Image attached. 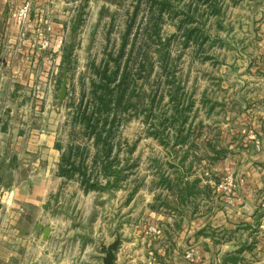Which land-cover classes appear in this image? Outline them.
I'll list each match as a JSON object with an SVG mask.
<instances>
[{"label": "rangeland", "instance_id": "1", "mask_svg": "<svg viewBox=\"0 0 264 264\" xmlns=\"http://www.w3.org/2000/svg\"><path fill=\"white\" fill-rule=\"evenodd\" d=\"M30 1L31 8L42 16L31 27L39 52L44 51L40 49L38 31L52 23L63 27L59 49L62 60L55 66L52 59L53 69L41 80L42 68L22 62L24 57L30 56L19 52L17 47L2 48L5 50L0 52L2 147L17 144L19 137L29 140L39 131L54 136L55 144L88 146L93 153V144L77 127L74 114L83 89L89 88L91 79L96 78L94 67L105 61L114 67L123 47L122 66L130 58L131 107L119 119L112 145L113 156L118 154L121 166L130 168L126 171L123 189L116 191L113 199L119 208L118 222H122L120 214H131L125 218L127 225L123 227L128 230L126 237L134 234L140 237L149 211L162 208L167 213L161 201L155 200L158 195L164 199L167 194L155 184V159L165 171L169 161H173L172 154L188 155L185 173L189 174V181L200 179L204 193L189 200L183 209L187 210V215L190 211L192 218L207 220L222 208L221 197L225 191L219 184L230 174L217 177L218 187L215 188L212 166L218 160L212 161L211 147L222 150L220 156L227 151L224 158L240 153L242 110L264 109V73L257 68L264 60L260 51L264 43L261 36L264 22H260L264 17V0H217L218 13H212L213 0L199 1V7L196 0H171L173 7L164 12L163 17L158 16L156 6H151L155 0H46L38 7L34 5L36 0ZM10 2L5 11L13 14L16 4ZM189 4L191 10L186 16L183 11H188ZM191 18L195 20L190 22ZM1 23L6 24L0 20ZM190 29L195 32L186 43L185 35ZM196 34L201 35L199 41L194 39ZM49 41L52 44L53 38ZM48 52L52 53L53 48L46 50ZM68 53L67 64L63 57ZM14 66L18 70L13 69ZM65 69L68 72L67 97L58 104ZM176 86L185 94V106L193 103V107L187 113L183 131L184 136L189 132L187 143L172 149L174 142L163 145L153 137L152 125L158 122L153 116H159L166 126L176 119L170 109L173 106L170 92ZM152 99L154 103L150 102ZM8 107L13 109L10 115L3 111ZM191 163L193 166L189 168ZM134 187L138 190L133 193ZM165 199L172 201V197ZM204 233L211 238L216 235L214 230Z\"/></svg>", "mask_w": 264, "mask_h": 264}, {"label": "crops", "instance_id": "2", "mask_svg": "<svg viewBox=\"0 0 264 264\" xmlns=\"http://www.w3.org/2000/svg\"><path fill=\"white\" fill-rule=\"evenodd\" d=\"M9 1H0V20L6 22L0 24V52L17 47L30 56L22 62L42 68L40 79L45 80L44 74L53 69L52 59L60 65L61 52H39L31 27L42 16L35 9L22 40L13 14L5 11ZM45 1L36 0L34 5L43 6ZM51 25L53 31L63 32L60 24ZM262 48L264 43L260 46L264 59ZM257 68L264 73V60ZM3 111L10 115L13 109ZM243 111L241 152L212 166L216 177L232 174L236 180L234 188L223 192L222 208L207 220L192 218L190 211L187 215L186 206L171 213L151 210L140 237H126L128 212L120 214L125 224L119 226V208L113 202L116 191L85 193L77 176L67 179L59 174L62 150L54 136L37 131L29 140L19 137L8 148L0 144V264H99L102 246L111 244L117 234L121 243L114 264H264V109ZM45 227L50 228L47 239ZM205 230L216 235H198Z\"/></svg>", "mask_w": 264, "mask_h": 264}, {"label": "trees", "instance_id": "3", "mask_svg": "<svg viewBox=\"0 0 264 264\" xmlns=\"http://www.w3.org/2000/svg\"><path fill=\"white\" fill-rule=\"evenodd\" d=\"M171 0H155L153 7L158 8V16L163 17V13L168 11L171 7ZM196 6L199 1L196 0ZM194 1V2H196ZM193 2V3H194ZM212 13H218L217 0H213ZM199 7V6H198ZM191 10V4L188 5V11L183 13L188 16ZM199 11L198 8L196 12ZM195 19L191 18L189 21L193 22ZM188 23V22H187ZM194 29L188 31L186 34V43L192 39ZM159 33V32H157ZM61 32L53 31L52 33V48H57V37ZM199 34V33H197ZM195 36V41H199L201 35ZM124 54V48L120 50L117 63L114 67L110 66L109 61L101 63L98 67H94V74L96 78L91 79L90 85L87 89H83L81 101L74 114L75 123L85 133L87 140L91 141L94 147V152L91 153L88 146H76L74 143L67 147L56 144V147L62 150L59 174L67 179L78 177L79 183L85 193L88 192H107L119 191L123 189L126 183V171L130 168L121 166L118 160V154L113 156V139L115 131L118 127L119 119L125 115L130 109L131 95H129V59L122 66L121 58ZM64 62L69 63L70 53L64 57ZM166 65V63H165ZM179 86L175 87L173 92H170L173 115L176 119L171 122L170 126L163 125L159 116H153L158 122L153 124V137L158 139L163 145H169V141L174 142L171 148L174 149L179 144L187 143V136L183 135L187 123V113L191 111L193 103L185 106V94L181 91ZM87 100V101H86ZM86 101V103H85ZM154 103V99L150 100ZM171 107V106H170ZM168 121V120H167ZM116 128V129H115ZM169 131V132H168ZM79 133V132H78ZM77 133V134H78ZM75 133V135H77ZM175 140V141H174ZM181 150H178L180 152ZM213 153L212 161H217L225 157L227 151L221 155V151L214 146L211 147ZM171 154V153H170ZM224 156V157H223ZM173 161L167 164L168 170H162L161 164H158L155 159L156 173L154 174L157 182L156 186L165 191L167 194L165 198L172 197V201L164 200L161 195L155 197V200H160L161 204L167 208L168 211L177 212V207H185L188 205L190 199H197L198 196L204 192L200 188V179L189 181L185 173V166L187 156H179V154H172ZM187 157V158H186ZM177 161V162H176ZM193 163L189 165V168ZM136 167V166H135ZM133 169V167H132ZM217 177L215 188L218 187ZM138 190L134 187L133 193ZM173 202V203H172ZM158 211L157 209H154ZM194 213V212H193ZM121 227L122 222H119ZM199 236L206 235L204 231L198 233Z\"/></svg>", "mask_w": 264, "mask_h": 264}, {"label": "built area", "instance_id": "4", "mask_svg": "<svg viewBox=\"0 0 264 264\" xmlns=\"http://www.w3.org/2000/svg\"><path fill=\"white\" fill-rule=\"evenodd\" d=\"M15 4L16 7L14 9V20L17 24V26L19 27V35L21 37H25V34L27 33L29 26H30V22H31V12H32V8H31V1L30 0H22V1H18L15 0ZM53 33V29L51 26L46 27L44 30H39L38 34H39V45H40V49L41 51H46V50H50V48L52 47L51 41H49L51 35ZM63 41V35L62 33L57 37V48H54L53 51H59L61 44ZM235 177L233 175H227L225 176L221 183L219 184V187L221 189H223L225 192H228L229 190H231L234 185H235ZM264 227V225H263ZM153 231H155V229H152ZM0 231H1V227H0ZM190 256V255H189Z\"/></svg>", "mask_w": 264, "mask_h": 264}, {"label": "water", "instance_id": "5", "mask_svg": "<svg viewBox=\"0 0 264 264\" xmlns=\"http://www.w3.org/2000/svg\"><path fill=\"white\" fill-rule=\"evenodd\" d=\"M67 83H68V72L65 69L62 76V82L59 89V95H58V104H61L62 101L67 97ZM41 224L38 225V230L40 231ZM50 233V228L45 227L43 228V238L47 239L48 235ZM121 243V238L117 235L116 239L109 244L108 246H102V251L104 253L102 257V264H114L116 252L119 249ZM232 250L234 247L231 248Z\"/></svg>", "mask_w": 264, "mask_h": 264}, {"label": "clouds", "instance_id": "6", "mask_svg": "<svg viewBox=\"0 0 264 264\" xmlns=\"http://www.w3.org/2000/svg\"><path fill=\"white\" fill-rule=\"evenodd\" d=\"M62 264H67V262L65 261V262H62Z\"/></svg>", "mask_w": 264, "mask_h": 264}]
</instances>
